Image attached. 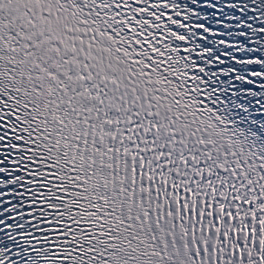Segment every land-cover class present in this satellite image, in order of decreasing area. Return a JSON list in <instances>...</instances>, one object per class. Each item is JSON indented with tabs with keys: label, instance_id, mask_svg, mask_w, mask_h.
I'll return each instance as SVG.
<instances>
[{
	"label": "snow or ice",
	"instance_id": "obj_1",
	"mask_svg": "<svg viewBox=\"0 0 264 264\" xmlns=\"http://www.w3.org/2000/svg\"><path fill=\"white\" fill-rule=\"evenodd\" d=\"M205 21L0 0V264H264V145L221 108L261 96L264 55Z\"/></svg>",
	"mask_w": 264,
	"mask_h": 264
}]
</instances>
